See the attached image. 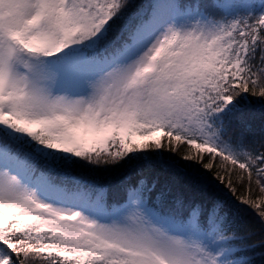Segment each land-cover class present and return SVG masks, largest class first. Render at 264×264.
<instances>
[{"label": "snow or ice", "instance_id": "obj_1", "mask_svg": "<svg viewBox=\"0 0 264 264\" xmlns=\"http://www.w3.org/2000/svg\"><path fill=\"white\" fill-rule=\"evenodd\" d=\"M0 264H264V0H0Z\"/></svg>", "mask_w": 264, "mask_h": 264}, {"label": "trees", "instance_id": "obj_2", "mask_svg": "<svg viewBox=\"0 0 264 264\" xmlns=\"http://www.w3.org/2000/svg\"><path fill=\"white\" fill-rule=\"evenodd\" d=\"M102 180L104 181H107V180H110V179H113L112 177H109V176H103L101 177Z\"/></svg>", "mask_w": 264, "mask_h": 264}]
</instances>
